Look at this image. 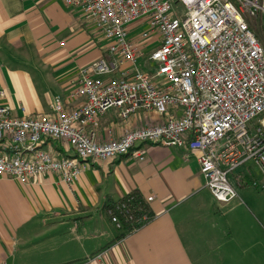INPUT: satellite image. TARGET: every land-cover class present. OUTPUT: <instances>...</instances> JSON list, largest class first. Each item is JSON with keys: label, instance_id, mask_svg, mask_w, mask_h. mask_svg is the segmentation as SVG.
Segmentation results:
<instances>
[{"label": "built area", "instance_id": "1", "mask_svg": "<svg viewBox=\"0 0 264 264\" xmlns=\"http://www.w3.org/2000/svg\"><path fill=\"white\" fill-rule=\"evenodd\" d=\"M63 1L106 41L107 56L80 68L70 93L80 100L74 107L56 99L47 112L18 115L0 103V177L28 184L51 174L71 184L87 162L112 161L151 143L197 151L206 185L221 204L238 197L229 175L244 164L258 169L261 181L253 185L264 191V118L253 123L264 113V0ZM141 60L155 69L141 70ZM112 108L121 120L139 112L161 119L101 140V120ZM52 141L75 156L45 149ZM121 209L136 218L126 200L113 204L107 211L119 229ZM152 218L144 213L137 222Z\"/></svg>", "mask_w": 264, "mask_h": 264}, {"label": "crops", "instance_id": "2", "mask_svg": "<svg viewBox=\"0 0 264 264\" xmlns=\"http://www.w3.org/2000/svg\"><path fill=\"white\" fill-rule=\"evenodd\" d=\"M106 45L81 11L63 0H0V90L5 92L0 103L18 115L47 112L56 99L76 106L80 100L70 93L79 70L104 57ZM16 46L37 53L41 62L22 64L46 69H37L42 87L30 72L12 66L22 61L14 56ZM160 119L139 112L121 120L112 108L98 135L119 137L127 127ZM44 148L74 155L60 141ZM243 166L236 176L245 186L261 181L253 164ZM253 186L259 196L260 187ZM236 190L230 203L217 202L197 151L151 143H139L112 161L87 162L71 184L51 174L28 184L0 177V264H264V219ZM134 191L154 196L153 218L128 232L115 225L107 209Z\"/></svg>", "mask_w": 264, "mask_h": 264}, {"label": "rangeland", "instance_id": "3", "mask_svg": "<svg viewBox=\"0 0 264 264\" xmlns=\"http://www.w3.org/2000/svg\"><path fill=\"white\" fill-rule=\"evenodd\" d=\"M84 21H86L84 19ZM87 22V21H86ZM147 26L146 25H143L141 28H137L132 34L136 35L138 33V31L142 28H146ZM97 35V34H96ZM133 35V36H134ZM144 43L148 44L149 42L148 41H145ZM151 48L148 47V48H145V52L149 51ZM14 56L19 59V60H22L21 62L19 61H16V65H12L15 69H24L28 72L31 73V76L38 81L36 82L38 84L39 87H42L43 83H42V79H41V76L40 74L38 73L37 69H39L40 71H45L46 69L44 67H40V68H37V67H34V66H31V65H27V64H22V62L26 61L28 64L34 62V60L36 61V59L39 60V58L37 57V53L35 51H29V49H26L25 47L23 48H19V47H15V52H14ZM41 62V61H40ZM19 65V66H18ZM141 70H148V69H155V67L153 66H150L151 68L148 67V65H146L145 61L143 60V62H141L138 66ZM40 76V77H39ZM261 118H264V113H262L260 116H258L257 118L254 119L253 123L255 125H259L260 123V119ZM252 165V164H251ZM245 166L243 167H240L238 168L236 171H235V174H231L229 175V179L231 181V183H233L238 189L239 191L242 192L244 198H243V201L246 203H248L249 205H251L252 209H254V211L261 217L264 219V191H262L259 196H256L255 195V187L250 184V185H246V186H243L241 187L239 185V181L237 179V176L236 174L240 171V169H243ZM247 192V193H250V192H253V193H250V196L249 198L246 197L244 195V193ZM258 194V193H256ZM246 199V200H245ZM225 211V210H224ZM238 212H241L242 210H237Z\"/></svg>", "mask_w": 264, "mask_h": 264}, {"label": "trees", "instance_id": "4", "mask_svg": "<svg viewBox=\"0 0 264 264\" xmlns=\"http://www.w3.org/2000/svg\"><path fill=\"white\" fill-rule=\"evenodd\" d=\"M103 56L106 57L107 56V50H105V52L103 53ZM58 154V157H73L72 155H68L66 153V151H64L63 148H59L57 149V152ZM75 156V155H74ZM239 178V176L237 175V179ZM238 181H240V185L242 186H245V183L248 184L247 182H244L242 179H238ZM131 196H135L136 197V200L134 201H128V198L131 197ZM123 200H126L127 202H129V204L133 205V208H134V211L133 213L135 214L136 218L135 220H129L128 219V215L126 213V211L124 210H119L117 213L119 214L120 216V219L122 220V223H123V229L128 231V232H131V229H133V227H140L141 224L139 222H137V219L144 213H147V214H150L152 215V212H151V209L149 207V205L145 202V198L143 195H141L140 193L134 191V192H131L127 195H124L123 197H121L117 202H114L112 204H110L108 206V208H110L113 204H117Z\"/></svg>", "mask_w": 264, "mask_h": 264}]
</instances>
